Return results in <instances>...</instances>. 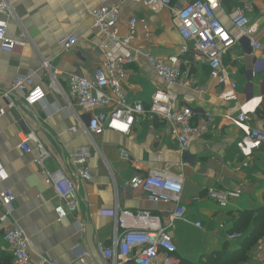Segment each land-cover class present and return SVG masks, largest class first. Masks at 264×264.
I'll return each mask as SVG.
<instances>
[{
    "label": "crops",
    "instance_id": "0c3cea01",
    "mask_svg": "<svg viewBox=\"0 0 264 264\" xmlns=\"http://www.w3.org/2000/svg\"><path fill=\"white\" fill-rule=\"evenodd\" d=\"M190 1L172 0V6L178 9ZM98 2L10 0L13 18L7 22V37L24 44L10 51L0 49V107L9 102L15 104L0 118V162L8 174L5 181H0V190L8 188L16 196L9 215L5 216L0 205V264H12L11 250L3 240L5 230L12 225L22 228L28 238L31 264H110L99 252L89 256L83 252L98 245H111L115 207L148 211L164 226L174 208L172 204L148 202L141 189L122 186L124 180L150 171L169 172L182 179L185 214L168 231L184 264H213L210 260L218 252L229 254V264H264V256H259L264 235L251 241L250 220L264 210V142L255 150L249 165L240 167L242 156L236 142L242 133L223 117L248 96L261 97L250 115V124L264 131V0H221L216 10L230 32L235 31L231 17L239 8L245 10L257 28L247 37L251 41L250 53L238 42L222 56L223 67L237 84L236 101L221 100L220 86L208 66L193 61L190 55L184 56L188 60L184 66L192 86H167L176 96L177 107L189 105L193 109V125L200 126L207 113L213 118L207 131L190 138L185 150L190 153L188 163L182 161L184 151H180L170 125L162 117L138 118L128 135L105 130L91 136L84 127L100 110L74 106V112L69 111L62 96L50 90L49 74L41 67V56L51 57V71L64 88L69 74L91 78L103 60L99 49L101 35L87 12ZM112 2L119 6L120 36L127 35L131 17L149 25L147 40L140 24L137 35L130 40V61L125 66L128 75L122 84L129 101L141 100L147 107L155 90L165 87L146 54L166 58L178 53L183 43L173 22L174 12L168 8L149 9L133 0ZM69 35L78 41L71 49L62 50L58 39ZM252 42L258 43L259 48L253 49ZM27 74H32L33 83L44 89L42 102L30 106L21 94L11 93L10 100L2 96L16 76ZM28 132L49 153L45 166L51 171L60 170L73 185L74 209L61 220L54 211L60 200L35 162L39 154L36 142H29V152L20 147ZM79 150L89 153L82 165L73 162ZM85 169L90 179L82 177ZM210 188L239 191L240 195L230 198L227 206L221 208L206 197ZM226 232L240 233L241 237L228 240ZM118 264L136 263L128 259Z\"/></svg>",
    "mask_w": 264,
    "mask_h": 264
},
{
    "label": "built area",
    "instance_id": "2783aa9c",
    "mask_svg": "<svg viewBox=\"0 0 264 264\" xmlns=\"http://www.w3.org/2000/svg\"><path fill=\"white\" fill-rule=\"evenodd\" d=\"M149 9L168 8L173 10V22L181 36L183 43L178 53L166 58H159L146 54L148 63L154 68L157 77L163 82L152 94L150 104L146 107L141 100L129 101L123 91L122 84L128 72L125 68L129 59V43L137 35V25L142 26V33L147 40L150 36L149 25L144 20L131 17L127 25V35L120 36L118 32L119 6L112 0H99L87 10L93 27L101 35L99 49L104 56L101 63L94 69L91 78H84L69 74L67 88L58 81L55 73L50 68V56H41V67L49 74L48 86L50 90L60 94L65 100V109L74 112V106L81 108H97L100 111L91 116L85 131L93 136L110 130L119 134L128 135L133 123L140 117L154 119L162 117L171 127V135L179 143L180 151H185L190 144V138L200 132L208 130V125L213 121L210 114H206L205 121L200 126L191 123L193 109L189 105L176 106V96L167 86L181 84L192 86L188 68L184 65L188 60L185 55H190L193 61L206 64L220 86L219 98L224 101L237 100V84L229 78V72L222 65V56L231 50L242 37H250L256 32V26L250 22L244 9H237L231 17L235 29L230 32L216 15V10L221 0H191L178 9L173 8L172 0H133ZM5 17V18H3ZM13 18L10 0H0V49L10 51L16 46L24 44L21 41L7 37V22ZM78 39L76 36H63L58 39L62 50L71 49ZM110 45H113L111 48ZM118 48H116V47ZM253 49H258L259 44L252 42ZM11 93L21 94L27 105H34L45 99L44 89L33 83L32 74L18 75L9 88L2 92V96L10 100ZM261 102V97L248 96L237 106L227 110L223 117L230 121L242 135L236 142L239 154L242 156L241 166H248L255 150L264 142V131L250 124V115ZM14 102L0 107V118L6 114L7 109L13 108ZM75 129V128H72ZM30 141L36 142L38 157L35 162L43 175L44 180L55 190L60 202L54 211L57 219H63L70 210L74 209L72 193L73 185L60 170H49L45 166V159L49 153L43 144L35 139L32 132L25 133L20 142V147L29 152ZM120 153H123L121 150ZM89 153L79 150L74 154L73 162L84 164ZM82 177L90 179V174L85 169ZM8 174L0 162V181H5ZM122 186L126 189H141L145 192L148 202H162L173 205L166 226L160 223L158 217L148 211H130L115 207L114 210V235L110 246L98 245L95 251L110 261L132 259L136 264H182L177 256V246L168 229L172 228L177 219L185 214L181 196L183 182L180 176L164 171H150L146 175H134L124 180ZM116 188V186H115ZM239 191L210 188L206 197L225 208L232 197H238ZM12 190H0V205L5 210V216L10 214V207L15 200ZM199 226L200 223H197ZM223 228V225H220ZM228 240H236L240 233L226 232ZM3 240L8 245L12 254V264H31V254L28 238L17 225L8 227ZM260 257L264 256V236L259 244ZM83 255H94L89 249ZM46 264H56L54 261H45Z\"/></svg>",
    "mask_w": 264,
    "mask_h": 264
},
{
    "label": "trees",
    "instance_id": "16d2710c",
    "mask_svg": "<svg viewBox=\"0 0 264 264\" xmlns=\"http://www.w3.org/2000/svg\"><path fill=\"white\" fill-rule=\"evenodd\" d=\"M253 222V230L251 232V241H255L257 236L264 235V210L256 212L250 219ZM246 223V222H245ZM255 238V239H254ZM215 258L212 257L210 261H214L213 264H229V254L223 252L215 253ZM209 261V262H210ZM182 262V261H181ZM211 263V262H210ZM182 264H184L182 262Z\"/></svg>",
    "mask_w": 264,
    "mask_h": 264
},
{
    "label": "water",
    "instance_id": "95a60500",
    "mask_svg": "<svg viewBox=\"0 0 264 264\" xmlns=\"http://www.w3.org/2000/svg\"><path fill=\"white\" fill-rule=\"evenodd\" d=\"M239 42L243 44V46L246 48V51L248 53L251 52V46H250L251 41H250V39H248L247 37H242L239 40ZM189 159H190V153H189V151H184L182 153V161L188 163L189 162ZM91 250L94 252V255H96L97 252L95 251V247H91Z\"/></svg>",
    "mask_w": 264,
    "mask_h": 264
}]
</instances>
